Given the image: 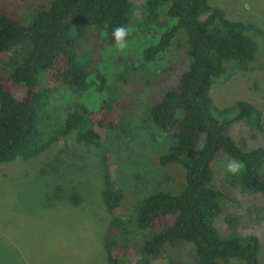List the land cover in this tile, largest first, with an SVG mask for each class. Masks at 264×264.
Listing matches in <instances>:
<instances>
[{"label": "trees", "instance_id": "obj_1", "mask_svg": "<svg viewBox=\"0 0 264 264\" xmlns=\"http://www.w3.org/2000/svg\"><path fill=\"white\" fill-rule=\"evenodd\" d=\"M209 1L145 0L141 5V18L134 24L138 28L132 33L153 27L158 35L144 51L147 61L168 59L181 31L189 45L188 70L163 95L162 89L154 92L145 107L149 121L174 137L175 144L161 156V163L181 164L186 170V186L178 195L151 194L134 208L131 214L138 227L150 232L136 250L131 240L115 233L126 227V215L114 203L108 174L104 196L113 214L104 239L108 264H124L122 257L135 255L139 264H150L166 244L178 241L195 246L197 264H216L220 259L258 264L256 238L243 245L237 239L220 237L215 224L221 210L219 193L208 185L213 166L227 154L245 165L244 183L256 193L264 192V152L240 149L225 133L230 121L216 119L211 111L215 80L224 75L229 63L232 69L250 68L256 44L246 34L250 24L228 18ZM132 5V0H0V163L39 156L73 134L80 142L96 143L103 129L116 126L122 109L117 99L108 98L92 110L81 102H61L60 97L92 84L80 61L85 45L72 29L84 25L105 31L104 44L113 45L114 28L133 26ZM18 48V53L10 54ZM135 71L126 67L117 80L137 89L157 80L156 75L154 79L141 75V69H137L139 75H131ZM237 105L241 113L234 120L253 113L262 118L254 104L240 100ZM194 151H198L195 158H186ZM104 157L108 167L109 155ZM66 195L75 205L82 202L76 191Z\"/></svg>", "mask_w": 264, "mask_h": 264}, {"label": "rangeland", "instance_id": "obj_2", "mask_svg": "<svg viewBox=\"0 0 264 264\" xmlns=\"http://www.w3.org/2000/svg\"><path fill=\"white\" fill-rule=\"evenodd\" d=\"M132 2L135 18L132 28L131 24L126 27L128 48L123 52L115 44H104L105 31L84 25L72 29L79 43L85 45L80 61L92 84L60 97L61 102H81L92 110L108 98L117 99L122 109L116 126L103 129L96 143L80 142L73 134L39 156L0 163V264H108L104 239L113 220L104 196L108 174L114 203L126 215V227L115 229V233L131 240L136 250L150 232L138 227L131 214L134 208L151 194L178 195L184 190L185 168L179 163H161V156L170 152L175 139L149 121L145 107L154 92L162 89L163 95L188 70L191 58L186 34L181 31L173 40L171 49L177 50L173 56L147 61L144 51L157 41V30L145 27L132 33L137 31L134 24L141 18L140 8L145 0ZM209 2L221 7L228 18L250 24L252 28L246 34L256 44L250 68L232 69L229 63L224 75L215 80L211 88L212 114L220 121H230L225 133L240 149L264 152V0ZM93 43L98 46L93 47ZM126 67L136 69L131 75H139L137 69H141V75H152L153 79L156 75L157 80L142 84L139 89L131 87L132 83L119 82L117 75ZM240 100L258 107L262 118L253 113L234 120L241 113L237 105ZM197 152L186 158H195ZM104 154L110 158L108 167ZM231 159L226 154L215 163L208 184L219 193L221 203L215 224L221 238L237 239L243 245L256 238L258 264H264V192L256 193L244 183V164L238 174L229 173L226 166ZM70 191L81 195L80 204L68 199L66 194ZM138 259V255L122 257L121 262L139 264ZM150 264H197L196 248L187 241L166 244L162 254ZM216 264L246 263L220 259Z\"/></svg>", "mask_w": 264, "mask_h": 264}, {"label": "clouds", "instance_id": "obj_3", "mask_svg": "<svg viewBox=\"0 0 264 264\" xmlns=\"http://www.w3.org/2000/svg\"><path fill=\"white\" fill-rule=\"evenodd\" d=\"M112 36L115 41V46L119 51L123 52L128 48V29L125 26L120 25L114 28ZM226 167L229 173L238 174L242 170L244 165L242 162H239L233 158L228 162Z\"/></svg>", "mask_w": 264, "mask_h": 264}]
</instances>
